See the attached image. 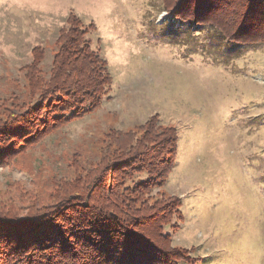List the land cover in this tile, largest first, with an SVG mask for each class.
I'll list each match as a JSON object with an SVG mask.
<instances>
[{"label":"rangeland","instance_id":"obj_1","mask_svg":"<svg viewBox=\"0 0 264 264\" xmlns=\"http://www.w3.org/2000/svg\"><path fill=\"white\" fill-rule=\"evenodd\" d=\"M72 13L106 62L111 92L96 113L0 168V198L23 196L22 216L29 192L37 209L51 205L57 180L73 182L98 160L108 129L156 115L178 137L175 165L151 192L179 202L165 229L188 258L178 264H264V42L237 45L210 26L171 20L163 0H0V100L38 99L22 68L38 46L47 52L39 68L51 66Z\"/></svg>","mask_w":264,"mask_h":264},{"label":"trees","instance_id":"obj_2","mask_svg":"<svg viewBox=\"0 0 264 264\" xmlns=\"http://www.w3.org/2000/svg\"><path fill=\"white\" fill-rule=\"evenodd\" d=\"M163 8L171 20L210 26L230 43L264 42V0H163ZM237 18L242 19L235 29ZM84 37L72 13L59 29L50 67L39 68L45 48L32 50L31 63L22 69L29 92L39 90V96L30 101L14 92L0 100V168L61 125L93 115L109 97L113 82L106 62ZM177 140L176 131L159 125L156 115L132 130L110 128L101 139L98 160L81 167L73 182L57 180L51 205L37 209L29 192L28 214L22 216L18 204L23 196L0 198V264L187 261L183 251L170 248L165 232L179 202L151 197L175 165Z\"/></svg>","mask_w":264,"mask_h":264}]
</instances>
